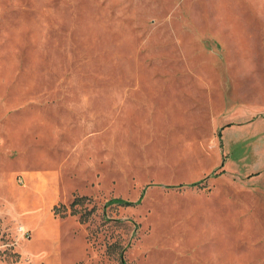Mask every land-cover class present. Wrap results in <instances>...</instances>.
<instances>
[{"label": "rangeland", "instance_id": "1", "mask_svg": "<svg viewBox=\"0 0 264 264\" xmlns=\"http://www.w3.org/2000/svg\"><path fill=\"white\" fill-rule=\"evenodd\" d=\"M0 264H264V0H0Z\"/></svg>", "mask_w": 264, "mask_h": 264}, {"label": "trees", "instance_id": "2", "mask_svg": "<svg viewBox=\"0 0 264 264\" xmlns=\"http://www.w3.org/2000/svg\"><path fill=\"white\" fill-rule=\"evenodd\" d=\"M74 203H76V201H75ZM74 203H73V204H74Z\"/></svg>", "mask_w": 264, "mask_h": 264}]
</instances>
